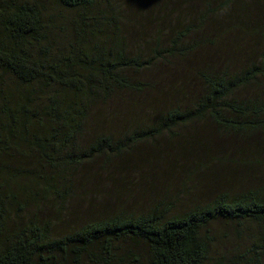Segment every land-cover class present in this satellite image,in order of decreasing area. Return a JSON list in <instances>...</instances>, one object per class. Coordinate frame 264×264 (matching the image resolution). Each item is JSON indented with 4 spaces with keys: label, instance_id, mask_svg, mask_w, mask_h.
Returning a JSON list of instances; mask_svg holds the SVG:
<instances>
[{
    "label": "trees",
    "instance_id": "16d2710c",
    "mask_svg": "<svg viewBox=\"0 0 264 264\" xmlns=\"http://www.w3.org/2000/svg\"><path fill=\"white\" fill-rule=\"evenodd\" d=\"M138 1L124 0V17L118 0H0V264H263L264 181L182 212L159 202L144 213L117 211L50 232L44 207L65 222L73 175L100 158L108 165L139 141L190 123L208 122L238 140L264 137V0H174L173 11L203 3L200 26L210 15L225 32L256 37L255 54L234 70L200 69L202 90L191 106L165 109L125 138L99 134L81 143L91 115L117 92L142 91L131 77L191 50L185 38L195 26L188 23L146 57L130 52L122 31L133 2L172 13L171 0ZM217 222L226 232L213 229ZM229 234L244 241L242 252L219 247ZM125 241L143 250L122 253Z\"/></svg>",
    "mask_w": 264,
    "mask_h": 264
},
{
    "label": "rangeland",
    "instance_id": "374dc122",
    "mask_svg": "<svg viewBox=\"0 0 264 264\" xmlns=\"http://www.w3.org/2000/svg\"><path fill=\"white\" fill-rule=\"evenodd\" d=\"M118 1L120 13L126 17L124 0ZM136 2L133 11L130 9L132 20L124 19L122 31L130 52H141L146 57L155 42L162 47L167 45L172 34L188 23L195 26L185 38L191 50L183 57L156 61L131 77L143 83L142 91H120L103 104L88 120L82 144L99 134L125 138L137 127L153 122L165 109L191 106L202 90L196 78L200 69L234 70L255 54L256 37L225 32L210 15L200 26L199 19L205 12L201 2H185L173 11L171 0L172 13L160 10L158 5L151 12L140 10ZM257 12H251V21L257 20ZM245 92L253 94V88ZM216 129L208 122L181 125L172 131L174 135L164 133L153 140L139 141L122 158L108 165L100 158L81 168L73 175L65 222L61 223V217L44 207L42 215L53 220L51 234H65L89 217H104L117 211L144 213L159 202H169L173 212H182L209 202L220 191H239L262 183L264 137L256 133L238 140ZM213 227L226 232V226L220 222ZM224 240L219 242V247L226 249L224 253H236V247L240 252L244 250V241L235 236L229 234ZM120 248L122 253L125 249L135 253L143 250L142 244L130 241L121 242Z\"/></svg>",
    "mask_w": 264,
    "mask_h": 264
}]
</instances>
